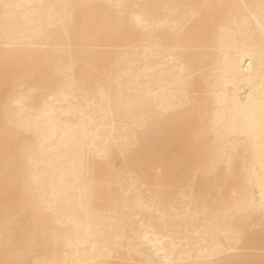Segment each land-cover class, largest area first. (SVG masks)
I'll return each mask as SVG.
<instances>
[{"label":"bare ground","instance_id":"bare-ground-1","mask_svg":"<svg viewBox=\"0 0 264 264\" xmlns=\"http://www.w3.org/2000/svg\"><path fill=\"white\" fill-rule=\"evenodd\" d=\"M0 264H264V0H0Z\"/></svg>","mask_w":264,"mask_h":264}]
</instances>
